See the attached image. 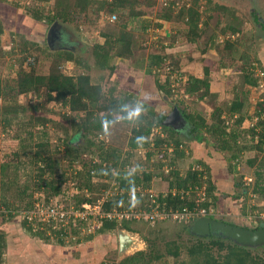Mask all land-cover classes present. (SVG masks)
<instances>
[{
  "label": "trees",
  "instance_id": "obj_1",
  "mask_svg": "<svg viewBox=\"0 0 264 264\" xmlns=\"http://www.w3.org/2000/svg\"><path fill=\"white\" fill-rule=\"evenodd\" d=\"M32 1L34 4L30 9L25 0H10L9 2L18 9L24 7L33 19L49 25L53 21H60L61 24L72 23L76 28L87 23L96 26L102 15L115 14L117 20L114 23L106 24L99 30V35L103 40L93 45L91 53L94 65L101 70H109L110 73L115 69L114 60L116 58L132 59L134 50L144 47L141 45V43L143 44L144 33L151 25V20L141 18L143 14L138 7L140 0ZM196 1L194 0V3ZM50 3V8L44 9V6ZM214 9L224 12L226 15V23L224 27L219 29V34L242 32L240 27L242 19L234 12V9L218 4L214 6ZM251 13L254 21L258 22L261 28H264V24L259 22L257 11L251 9ZM159 17L167 21H175V23H172L173 28H171L169 37H166L169 38L170 43L166 45L162 43L159 51H151L146 72L156 76L153 92H158L161 97L169 98L170 101H173L172 106H169L170 101L168 103L165 101V105L162 104L155 108L144 101H137L133 93L129 91L123 93L114 86L108 90H103L99 82L92 81L89 74L90 64L71 51H50L46 54L51 57L48 73H37L34 65H32L34 62L28 61V58L31 56L34 61H37V55L40 53L38 43L25 40L21 45H18L21 46L19 50L22 57L18 60L14 83L1 86L0 80V96L3 97L5 104L4 110L0 114V125L6 130V127L10 126L17 116L21 115L23 118V113H26L31 114L28 120L31 124L33 123L35 130L30 129V125L23 126L20 124L21 120H17L15 132L11 136L17 140L16 147L0 152V226L11 221L14 217L20 216L21 225L27 234L36 236L45 243L65 245L66 228L56 227L53 224L37 220L34 222L36 221L38 226H34L23 217L21 212L32 208L37 200L48 201L51 197L62 196L64 191L62 185L66 180L71 181L79 191L73 194L69 200H63L65 204H73L74 207H79L82 202L94 200L92 195H85L86 189V191H94L97 188L100 191L101 188L106 190L112 187L120 189L122 193H115L116 195L112 193L107 198L106 208L121 210L130 200L135 201L137 194L133 193L132 197L127 192L131 187L135 188L141 182L137 170L129 175L123 171L124 169H118L117 174L113 175V170L118 168L119 158L124 149L112 145L104 146L103 141L93 139L94 135L108 131L111 123L118 118L131 124L127 139V162L133 157L136 150L143 149L145 151L143 152L144 161L152 156H158L159 161L156 167H161L163 165L160 161L161 158H165L167 150L171 149L172 158L169 161L171 171L169 172L168 186L170 188L188 189L189 187L201 186L202 182H206L207 200L202 202V205L211 204L217 209V203L221 192H223L222 183L225 184V182L220 179L221 177L217 173L215 174L216 170L215 172L212 171L214 166L204 159H195L184 174H180L171 166L178 159L192 157L195 144L201 146L208 141L215 150L229 152V160L232 161L239 159L244 149H256L257 154L255 153L248 162L254 165L256 169L257 181L254 191L264 194V172L261 173L262 169L258 170L261 167L264 168V97L257 102L253 114L249 115L247 112L250 87L259 88L260 79L264 82V61L261 57H257L255 50H253L254 35L252 30L245 29L241 33L240 40L238 38L235 40L224 39L222 42H217L216 38L219 34L212 32L209 35L208 47H212L220 55L218 61L221 67L226 66V60H240L238 67L241 72V80L239 84L233 86L232 97L214 105L206 117L198 110L192 111L185 104L183 97L178 98L177 94L181 92L182 95L192 98V102L203 100L206 96L212 95L209 68L204 65L203 76H196L184 69H177L181 68L178 60L173 59V54L169 55L167 51L174 47V42L178 41L182 31L185 32L183 36L186 42L198 44L203 33L206 32L208 18L202 20L201 14L194 5L178 6L175 1L166 3V7L162 12L160 11ZM134 23L135 25H133ZM156 25L158 26L160 23H156ZM2 33L3 25L0 21V35ZM137 41L140 44H137ZM200 51L204 52L205 49H200ZM11 52L12 50L8 51V53ZM4 53V51H0L1 56L5 55ZM188 58L189 60L192 59L191 57ZM69 61L73 62L75 66L73 74L64 73L61 69V66ZM166 65L169 69L168 74L160 81V69ZM76 68L78 69L77 72ZM257 68L259 72H262V76L256 73ZM173 73L184 77L178 80L182 81L179 89L172 84L171 74ZM28 93L44 96L45 102L56 101L69 113H77V116L63 115L64 121L66 120L71 126L76 127L74 136L68 140L58 138L60 144H54L46 127L49 119L41 113L47 111L45 103H40L38 100L32 104L18 102L17 98L20 94ZM174 105L178 107L181 116L189 127L182 133V137L179 136V130L162 124ZM224 114L225 116H223ZM117 115L119 117H116ZM253 117H256L253 124L248 127L242 126L245 120H254ZM37 126L38 128H36ZM154 128L159 129L156 134L152 132ZM76 134L85 138L83 148L73 145L77 144L72 142L76 139ZM245 137L254 144L246 145L244 143ZM60 145H62V150ZM0 147L3 148L1 143ZM89 147L96 148L100 160L93 161L90 159L88 161L90 164L84 170H75L73 163H77L83 153L82 150ZM139 162L141 161L134 165L135 169L143 164ZM63 163L67 164L64 165ZM232 164L231 162V169L233 168ZM231 169L227 167L228 174H230ZM204 173H206L207 179L204 178ZM258 175L261 179L258 178ZM143 176V186L149 187L151 172H143ZM111 179L115 180L114 186L110 184L109 180ZM93 180L99 182L100 186ZM35 192L39 193L36 197H34ZM159 201L172 207L193 206V198H181L179 195L172 196L169 194L166 198L160 197ZM261 208L258 206L257 211H263ZM215 219L224 221L223 217ZM259 220V224H247L246 227L257 229L264 224V221ZM133 222L137 221L102 219L100 224L95 227L94 232L104 233L114 229L117 225L133 231L135 229L131 226ZM83 224H85L84 221L81 224L77 223V220L70 222V238L75 243L80 240L79 225ZM186 225L182 230H187ZM6 248L7 234L0 227V264H6L4 255ZM185 249L186 259L181 260L180 264H264V253H255L253 249L237 244L227 237H217L207 242L198 238L192 240ZM214 249L215 252H213ZM167 252L170 256L178 257L181 250L176 244ZM135 260L130 261L129 264H137V260ZM100 264L107 263L101 262Z\"/></svg>",
  "mask_w": 264,
  "mask_h": 264
},
{
  "label": "rangeland",
  "instance_id": "obj_2",
  "mask_svg": "<svg viewBox=\"0 0 264 264\" xmlns=\"http://www.w3.org/2000/svg\"><path fill=\"white\" fill-rule=\"evenodd\" d=\"M9 1L10 0H0V21L3 25V33L0 35V51L5 52V55L1 56L2 52L0 55L1 86L14 83L18 60L22 57V53L19 50L21 46L19 47L18 45H21L25 40H29V42L36 41L40 49V53L38 52L39 54L37 55V61H34L31 56L28 58V61L34 62H32V65H34L37 73H48L51 57L46 54L50 51H71L90 64L89 74L91 79L93 82H99L103 90H108L110 87L114 86L118 91H122L123 93L127 91L133 93L137 101H144L155 108H158L162 104L165 105V101L168 103L170 99L165 96L161 97L158 92H153L156 76L155 74H148L146 72V67L151 51H159L158 49L162 43L164 45L170 43L169 38L166 37H169L171 28H173L172 23H175V21L171 22L160 19L159 17L160 11L162 12L166 7V3L170 1H175L178 6L185 4H187V6L194 5L201 14L202 20L208 18L206 32L203 33L198 44L186 42L183 36L185 32L182 31L178 41L174 42V47L167 51V54H173V59L178 60L181 68L177 69H184L188 73H193L196 76H203L204 65L209 68L210 91L212 95L206 96L203 100L192 102V98L184 94L182 95L181 92L177 94L178 98L183 97L185 104L189 106L192 111L198 110L207 117L214 105L222 103V101L232 97L233 86L239 84L241 80V72L238 67L240 60H226V66L221 67L218 61L220 55L217 54L212 47H208L209 35L212 32L219 34V29L224 27L226 23V15L224 12L215 10V5H225L234 9V12L242 19L240 25L241 31L243 32L247 28L252 30L254 35L253 50H255V55L261 57L264 61V28H261L259 23L254 21L251 13V9L256 10L259 15V22L264 24V0H197L195 3L194 0H140L138 7L143 14L141 18L151 20V25L144 33L143 44L141 43L144 47L135 49L132 59L116 58L114 60L115 69L111 73L109 70H101L95 66L91 53L93 45L103 40L99 35V30L106 24L114 23L117 18L113 22H109L107 15L110 14L102 15L101 18L98 19L96 26L87 23L86 25H81L76 28L72 23L65 24L67 31L70 32L66 36V38H68L66 46L68 47L50 49L46 43V35L50 25L42 21H36L30 16L27 9L24 7L18 9L16 6L10 4ZM25 1L29 9L34 4L32 0ZM50 6L51 4H48L44 6V9H48ZM57 22L61 23L60 21ZM156 23H160V25L157 26ZM133 25H135V23ZM134 32L136 33V31ZM241 33L230 34V32H227L225 35L219 34L216 41L222 42L224 39L235 40L237 38L240 40L242 37ZM138 43L140 44L139 41H137V44ZM203 48L205 51L201 52L200 49ZM11 50L12 52L8 53V51ZM33 53L35 54L36 52ZM188 57L192 59L189 60ZM61 69L67 74H73L75 72V66L73 62L70 61L62 65ZM168 70L167 65L160 69V77L157 76L160 81L168 74ZM77 71L78 69L76 68V72ZM182 77L183 75L179 76L176 73L171 74V80H173L172 84L175 87L177 86V89H179L182 83V81L178 80ZM260 81V84L263 83L262 79H260ZM263 92L264 87H250L249 106L247 108L249 115L254 113L257 102L261 101L264 97ZM17 99L18 102L22 104H32L37 100L40 103H45L47 111L41 113L46 115L49 119L46 127L50 134L51 141L54 144H60L58 138L68 140L76 133V127L71 126L66 120L64 121L63 115L77 116V113H69L60 103L53 100L45 102L44 96H36L30 93L20 94ZM172 103L173 101H170L169 106H172ZM4 106V99L0 96V114L4 110ZM29 115L31 114L23 113V118L21 115L17 116L16 120H14L10 126L6 127V130L5 127L0 125V143L3 147H0V152L1 150L8 151L16 147L17 140L13 139L11 136L15 132L17 120H21L20 124H23V126L30 125L29 128L35 130L33 123L31 124L28 120ZM223 116H225V114ZM116 117L119 116L117 115ZM253 118L254 120H245L242 126L248 127L250 124H253L256 117ZM130 127L131 124L118 118L111 123L108 131L94 135L93 139L96 141H103L104 146L112 145L124 149L119 158L118 168L113 170V175H116L120 169H124L123 171L130 175V173L135 172L133 171V166L136 165L138 161H141L139 163L143 164L137 169L139 170L138 176L141 179L139 187L143 186V172H151L150 185L147 188L155 193H167L170 190L168 185L170 178L169 172L171 171L169 166V161L172 158L171 149L167 150L165 158H161L160 161L163 163L161 167H156L159 161L158 156V158L152 156L150 159L144 161L143 152L145 151L143 149H139L140 151L136 150L133 157L127 162V139L130 133ZM36 128H38V126ZM158 130V128H154L152 132L156 134ZM179 136L182 137V133L179 132ZM247 136L249 137V134ZM72 142L77 143H72L73 145L83 148L85 145V138L77 135L76 139ZM244 143H246V145L254 144V142L248 141L246 137ZM209 144L210 142L208 141V143L201 145L199 147L200 150H196L195 154H193V158L187 157L182 160H176V163L173 165L171 164L172 169L178 170L180 174H184L187 169L191 167V164L194 163L195 159H204L206 162L212 160V165L215 164L214 166L218 165L223 168V171L220 172L221 176H223L224 174H228L226 170L227 167L231 169L232 162L233 168L230 174L226 177H221L225 180V184L222 183L223 192H221L217 203L216 216L222 217V214H227L228 217H231L230 219H226L227 221L229 220L232 223L241 225H257L260 222L259 219L264 221V218H262L257 211L258 206L262 207L261 209L264 211V194L254 191L257 181L256 169L254 165L248 162L255 153L257 154V150L254 148H246L240 154L239 159L232 161L229 160V152H219ZM60 149L62 150V145H60ZM85 149L82 150L83 153L80 155L78 162L73 163L75 170H84L85 167L90 164L88 163L90 159L93 161L100 160L95 147ZM63 164L65 165L67 163ZM134 170L136 169L134 168ZM258 170H261V173L264 172V168L262 167ZM203 171H205V169H203ZM247 176L252 178L250 185H245L244 179ZM204 178L207 179L206 173H204ZM258 178L261 179L259 175ZM93 181L100 186L99 182L96 180ZM111 183L113 186L115 185L113 180H110V184ZM202 184L206 185V182H202ZM62 188L68 193L66 195L67 197H69L70 193H72L71 191L74 190L69 180L64 182ZM111 189V191H116L113 187ZM245 191L246 194H244ZM38 194L39 193L35 192L34 197ZM93 194L99 196V188L95 189L92 192V195ZM62 200L65 201L64 198ZM192 222L193 221L172 222L168 220L156 222L151 225L137 221L131 223V226L135 228L133 231L121 228L120 225L104 233L84 230L81 231L80 240L77 243L68 236L65 238V245L45 243L42 239L27 234L21 225L20 216L14 217L11 221L5 222L0 227L6 231L7 234V248L4 254L6 264H100L101 262L107 264H124L125 262V264H129L130 261L135 259L137 260V264H180L181 260L186 259L187 253L185 247L190 245L192 240L201 238L203 242H207L210 239H214L213 237H204L192 233L189 229ZM185 224H187V230H182ZM262 225L264 226V224ZM122 230H126L131 234H137L141 240L140 248L131 249L129 246L127 249L125 248L123 251H120L119 233ZM176 244L181 250L180 255L178 257L170 256L167 251ZM251 249H253L255 253H264V246ZM215 251L214 249L213 252Z\"/></svg>",
  "mask_w": 264,
  "mask_h": 264
},
{
  "label": "built area",
  "instance_id": "obj_3",
  "mask_svg": "<svg viewBox=\"0 0 264 264\" xmlns=\"http://www.w3.org/2000/svg\"><path fill=\"white\" fill-rule=\"evenodd\" d=\"M107 19L109 22H113L116 19V15H107ZM256 73L262 76V72H259L258 68L256 69ZM260 87H264V82L260 84ZM197 168L200 169L199 166H197ZM138 171L139 170H137V172ZM111 180L115 183L114 179ZM105 181L107 182L108 180ZM244 182L245 185H250L252 178L247 176ZM71 186H73L74 190L71 191L72 193H70L69 197L66 196L68 193L64 190L62 196L57 195L51 197L48 201L43 199L35 201L32 208L22 211L21 214L34 226H38V223L36 221L34 222V220H37L47 224H53L56 227H64L67 231V237H71V220H77L79 224L84 221L85 224L79 225V229L81 231L92 230L94 232L95 227L100 224L102 219H130L139 222H147L152 225L156 222L168 220L172 222H191L199 217L219 218L216 216V208H214L213 205H202V202L207 200L205 193L206 185L204 184L201 186L189 187L188 189H177L174 187L172 189L170 188L167 193H155L147 187H139V185H137L135 188L131 187L127 192L129 196H133V193H136L137 199L135 201L130 200L125 208L121 210L105 207V203L108 202L107 198L114 192L111 191V188L106 190L101 188L99 196L95 194L92 195L93 191H86V189L85 195H92L94 200L82 202L79 207H74L73 204H65L62 200L63 198L69 200L73 194L79 192L72 182ZM115 189L116 191L114 194L122 192L120 189ZM169 194L172 196L179 195L181 198H193V206L185 205L182 208L172 207L171 205L168 206L165 205L164 202L161 203L159 201L160 197L166 198ZM258 213L264 218V211H258Z\"/></svg>",
  "mask_w": 264,
  "mask_h": 264
},
{
  "label": "water",
  "instance_id": "obj_4",
  "mask_svg": "<svg viewBox=\"0 0 264 264\" xmlns=\"http://www.w3.org/2000/svg\"><path fill=\"white\" fill-rule=\"evenodd\" d=\"M61 24L57 21H54L46 35V43L50 49H55L53 43L55 42L54 38L57 35V31ZM181 118L182 121H185L180 114V110L176 105L173 106L172 110L167 114L165 119L162 121V124L165 126L173 125L175 120ZM190 231L192 233L200 234V236L209 235L211 232L218 231L222 233L223 237L232 239L234 242L240 245H244L249 248H256L259 246H264V226H260L257 229H248L243 226L233 225L227 223L220 219H215L211 217H199L195 219L190 225ZM138 249L141 246L140 237L137 234H131L128 231H120L119 233V248L120 251L127 249V247Z\"/></svg>",
  "mask_w": 264,
  "mask_h": 264
},
{
  "label": "flooded vegetation",
  "instance_id": "obj_5",
  "mask_svg": "<svg viewBox=\"0 0 264 264\" xmlns=\"http://www.w3.org/2000/svg\"><path fill=\"white\" fill-rule=\"evenodd\" d=\"M56 31H57V35H55V38H54V40H55V42L53 43L54 47H57V48L66 47V44H67L66 41L68 40V38H66V36H67L66 33L64 32L63 29H60V28H59V31L58 30H56ZM171 126L175 130H177V131L179 130V132H181V133H184L185 129L189 128L187 126L186 121H182L181 118H178L177 121L175 120V122H173V125H171ZM224 221L227 222V223H231L233 225L243 226L245 228H247L246 226H248V225H241V224H237V223H232L229 220L228 221L224 220ZM196 235H200V234H196ZM204 237L217 238V237H223V236H222V233H219L218 231H214V232H211L209 235H205Z\"/></svg>",
  "mask_w": 264,
  "mask_h": 264
},
{
  "label": "crops",
  "instance_id": "obj_6",
  "mask_svg": "<svg viewBox=\"0 0 264 264\" xmlns=\"http://www.w3.org/2000/svg\"><path fill=\"white\" fill-rule=\"evenodd\" d=\"M51 4V3H50ZM61 24V23H60ZM60 29H63L64 30V32L66 33V35H68L70 32H68L67 31V27L65 26V24H61V27H60ZM66 47H68V46H66ZM198 76V75H197ZM200 76V75H199ZM200 145L198 144H195V146H194V148H193V154H195V151L196 150H200ZM210 163H213V161L211 160L210 161ZM215 165V164H214ZM213 165V166H214ZM212 168H214L215 170H216V172H215V170H212V171H214L215 172V174L218 172V174L217 175H219L220 177H226L227 176V174H224L223 176H221V174H220V172L221 171H223V168L221 167V166H218V165H216V167L214 166V167H212ZM218 177V176H217ZM220 179H222V178H220ZM224 182H225V180L224 179H222ZM222 217H226L224 220H226V219H230L231 217H228V215L227 214H222Z\"/></svg>",
  "mask_w": 264,
  "mask_h": 264
}]
</instances>
